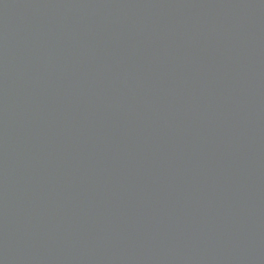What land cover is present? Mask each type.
Masks as SVG:
<instances>
[{
  "label": "water",
  "instance_id": "1",
  "mask_svg": "<svg viewBox=\"0 0 264 264\" xmlns=\"http://www.w3.org/2000/svg\"><path fill=\"white\" fill-rule=\"evenodd\" d=\"M0 264H264V0H0Z\"/></svg>",
  "mask_w": 264,
  "mask_h": 264
}]
</instances>
